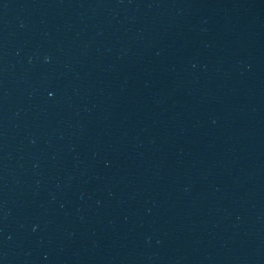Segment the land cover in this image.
I'll list each match as a JSON object with an SVG mask.
<instances>
[{"label":"water","instance_id":"1","mask_svg":"<svg viewBox=\"0 0 264 264\" xmlns=\"http://www.w3.org/2000/svg\"><path fill=\"white\" fill-rule=\"evenodd\" d=\"M27 264H264V0H128Z\"/></svg>","mask_w":264,"mask_h":264}]
</instances>
